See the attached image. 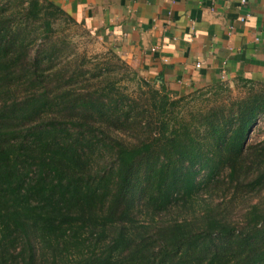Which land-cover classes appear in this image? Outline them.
Instances as JSON below:
<instances>
[{"label":"trees","instance_id":"1","mask_svg":"<svg viewBox=\"0 0 264 264\" xmlns=\"http://www.w3.org/2000/svg\"><path fill=\"white\" fill-rule=\"evenodd\" d=\"M64 15L0 1V264H264V84L179 121L161 75L143 103L31 51Z\"/></svg>","mask_w":264,"mask_h":264},{"label":"crops","instance_id":"2","mask_svg":"<svg viewBox=\"0 0 264 264\" xmlns=\"http://www.w3.org/2000/svg\"><path fill=\"white\" fill-rule=\"evenodd\" d=\"M178 94L264 84V0H49Z\"/></svg>","mask_w":264,"mask_h":264},{"label":"rangeland","instance_id":"3","mask_svg":"<svg viewBox=\"0 0 264 264\" xmlns=\"http://www.w3.org/2000/svg\"><path fill=\"white\" fill-rule=\"evenodd\" d=\"M9 1V0H0ZM69 17L58 16L53 23V32L48 36L42 33V26L34 24L32 26L31 37L34 38V46L31 51L43 46L54 45L57 55L54 58L53 66L55 70H62L65 76L82 75V83L96 84L101 88L110 84L116 88L117 93L128 95L131 98L141 99L148 97L147 87L159 89V82L156 78L147 76L138 67L131 66L123 60L118 52L100 37L91 32L85 25L68 19ZM80 81V80H79ZM84 84H78L81 88ZM146 85V86H145ZM251 90L260 92L262 87L258 84L245 85L243 83H219L208 86L201 90L178 94L180 104L175 108V117L181 121H191L192 116L199 117L202 111L212 107L225 110L238 99L246 97ZM264 91V90H262ZM172 98V96H171ZM175 98V97H174ZM264 138V120L259 119L252 128L248 143H256ZM220 186L212 190V196L217 201L221 194ZM245 203L241 204V208ZM242 211L238 212L234 218H240Z\"/></svg>","mask_w":264,"mask_h":264}]
</instances>
